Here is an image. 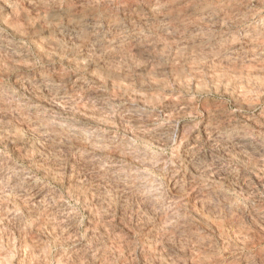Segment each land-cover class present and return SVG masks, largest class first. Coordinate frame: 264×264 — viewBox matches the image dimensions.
I'll return each instance as SVG.
<instances>
[{
	"label": "rangeland",
	"instance_id": "rangeland-1",
	"mask_svg": "<svg viewBox=\"0 0 264 264\" xmlns=\"http://www.w3.org/2000/svg\"><path fill=\"white\" fill-rule=\"evenodd\" d=\"M0 264H264V0H0Z\"/></svg>",
	"mask_w": 264,
	"mask_h": 264
},
{
	"label": "bare ground",
	"instance_id": "bare-ground-1",
	"mask_svg": "<svg viewBox=\"0 0 264 264\" xmlns=\"http://www.w3.org/2000/svg\"><path fill=\"white\" fill-rule=\"evenodd\" d=\"M155 5V4H154ZM158 5V4H157ZM153 7V6H152ZM153 8H155V7H153ZM139 9V8H138ZM52 13H54V12H52ZM139 13V12H138ZM139 15V14H138ZM85 16V15H84ZM136 16V15H135ZM146 16H143V18H145ZM149 17V16H148ZM75 18V17H74ZM77 18H79V16L77 17ZM136 18V17H135ZM139 19H140V17H138ZM137 18V19H138ZM71 19V18H70ZM76 19V18H75ZM84 19V18H83ZM103 19V18H102ZM147 19V18H146ZM84 21V20H83ZM86 21H88V20H86ZM144 21H145V19H144ZM67 22V21H66ZM92 22V21H91ZM100 22V21H99ZM117 22V21H116ZM143 22V21H142ZM97 23V22H96ZM95 23V24H96ZM103 23V22H102ZM112 23V22H111ZM119 23H121V22H119ZM64 24V23H63ZM93 24V23H92ZM62 25V24H61ZM98 25V24H97ZM108 25V24H107ZM112 25V24H111ZM115 25V24H114ZM122 24H120V26H121ZM130 25H132V24H130ZM77 26H79V25H77V24H75V23H68V25H67V27L68 28H71V29H73V32L75 31V29L77 28ZM56 27V26H55ZM65 27V26H64ZM66 27V28H67ZM99 27V26H98ZM103 27V26H102ZM108 27V26H107ZM111 27V26H110ZM130 26H128V28H129ZM57 28V27H56ZM61 28V27H60ZM79 28H81V27H79ZM120 28V27H119ZM132 28V27H131ZM83 29L85 30L84 32H86V33H94V32H98V30H97V28L94 26V25H91V23L90 24H87V22L83 25ZM105 29H106V27H105ZM109 29V28H108ZM113 29H115V26L113 27ZM116 29H117V27H116ZM59 30V29H58ZM62 30V29H61ZM68 30V29H67ZM78 30V29H77ZM99 30H100V28H99ZM103 30V29H102ZM130 30V29H129ZM131 30H133V29H131ZM62 31H65V30H62ZM101 31V30H100ZM104 31V30H103ZM79 31H77V33H78ZM106 33V32H105ZM134 33H136V32H134ZM97 34V33H96ZM99 34V33H98ZM89 35V34H88ZM100 35V34H99ZM102 36H103V34H102ZM99 37V36H98ZM97 38V37H96ZM95 39V38H94ZM98 40V39H97ZM240 137V136H239ZM237 138V137H236ZM244 138H246V137H244ZM235 141H237V140H235ZM233 142V141H232ZM241 143H244V142H242L241 141ZM245 143H247V141L245 142ZM237 144H239V143H237ZM236 144V145H237ZM230 145H234V143H232V144H230ZM242 145V144H241ZM240 145H238V147H239ZM244 146H245V144H244ZM244 146H243V148H244ZM254 147V146H253ZM241 148V147H240ZM191 149H193L194 150V147L193 148H191ZM196 150V149H195ZM256 150V149H255ZM188 151H190V150H188ZM192 151V150H191Z\"/></svg>",
	"mask_w": 264,
	"mask_h": 264
}]
</instances>
